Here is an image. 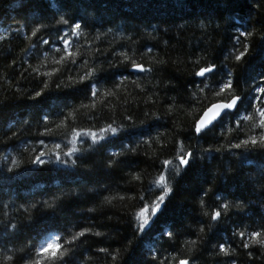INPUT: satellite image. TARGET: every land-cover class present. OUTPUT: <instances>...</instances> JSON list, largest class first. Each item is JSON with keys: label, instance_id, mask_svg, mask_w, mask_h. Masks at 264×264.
I'll return each instance as SVG.
<instances>
[{"label": "trees", "instance_id": "trees-1", "mask_svg": "<svg viewBox=\"0 0 264 264\" xmlns=\"http://www.w3.org/2000/svg\"><path fill=\"white\" fill-rule=\"evenodd\" d=\"M62 19L69 23L61 25ZM73 19L82 25L79 37L70 32ZM245 28L252 34L238 41ZM65 32L74 64L56 63ZM244 43L248 51L237 62L234 54ZM122 52L153 71L131 72ZM208 65L216 71L201 83L194 72ZM92 69L91 79L76 83ZM229 78L231 94L246 98L248 110L240 116L253 120L237 117L239 129L227 120L204 138L194 135L202 110L231 98L227 90L214 95ZM93 81L95 98L86 90ZM261 86L264 0H0V264L36 258L45 242L68 249L55 264H111L98 249L126 246L116 264H264V247L238 235L256 230L262 233L257 239L264 238V148L231 147L254 134L258 117L248 104L264 99ZM37 91L43 95L32 99ZM109 125L118 135L104 134L107 139L96 144L90 136L78 138L76 168L30 163L36 152L47 151L41 142L67 150L74 130L99 133ZM182 151L195 157L188 169L175 159ZM164 160L172 163L164 167ZM162 172L173 193L163 215L145 214L155 222L141 233L136 213L160 193L154 181ZM54 196L60 197L55 209L31 208ZM223 203L230 205L227 215L212 221ZM83 227L103 235L65 243ZM221 245L228 255L219 252Z\"/></svg>", "mask_w": 264, "mask_h": 264}, {"label": "snow or ice", "instance_id": "snow-or-ice-1", "mask_svg": "<svg viewBox=\"0 0 264 264\" xmlns=\"http://www.w3.org/2000/svg\"><path fill=\"white\" fill-rule=\"evenodd\" d=\"M46 2H51V0H46ZM224 3H227V0H223ZM58 3L61 5L67 3V0H58ZM61 25L68 24V19H62L59 21ZM84 27H87L86 23ZM40 31L39 29H35L32 31V36L35 37L37 35V32ZM70 32L75 35L76 37H79L82 35V25L81 23H77L75 19L72 20V23L70 25ZM252 33L245 28V30L240 31L238 34V41L239 37L247 38V36L251 35ZM69 33L65 32L62 36H59V40L63 44V55H61L60 59L56 61L57 64H60L65 59H69V62L75 63V59H72L74 57V52L71 50L73 42L68 39ZM98 39V37H97ZM44 44H49V40H43ZM57 52H60L61 49L58 47L56 48ZM151 51V49H149ZM248 51V44H243V51L237 50L234 54V59L237 62H240L243 57L246 55ZM121 56H123V60L129 65L131 72L136 73H151L153 71L152 68L144 67L142 63H137L135 60H131L126 53H120ZM55 71V70H54ZM216 71L215 67L212 65L200 67L199 70L194 72L195 77L201 78V83L203 82V78H205L208 74H212ZM54 73L45 72L43 73L44 76H50ZM95 74V69H92L91 71H87L83 76H80L76 83H84L86 80L91 79ZM230 77V74H229ZM95 81L87 85V91L90 92V95L95 98L98 94V88H96ZM122 83V81H121ZM47 87V84H45V88ZM207 87V85H205ZM226 90L229 94L233 93L232 88V82L229 78L228 80H225L219 85L218 91L214 93L216 96H221V94L226 93ZM257 91L261 94H264V86H261L257 89ZM43 95L42 91L35 92V95L32 96V99H37ZM244 99L239 95L231 94V98L227 100H218L215 103L210 104V106H206L202 113L194 120L192 124V130L194 132V135L199 136L201 138H204L209 133L214 132L218 127H221L225 121L227 120H234L236 121V128H240L239 120H237V117H240V120L243 121H249L253 120V117L250 115H243L240 116V110L244 109L247 111L248 109L245 108L244 105ZM256 103H252L251 101L248 104V108H254L255 109V116L258 117V119L254 120L251 126V130L253 131V135H246L244 139L239 140L238 143L231 145L232 148L240 149L242 146L245 148L248 145H252L253 147L259 146L260 148H264V99L257 96L254 98ZM262 105V106H257ZM45 125L47 124V118L44 120ZM63 123V122H61ZM258 130V131H257ZM48 130L46 129V132ZM104 134H109L111 136L118 135V129L116 127H112L109 125L107 128H102L99 133L97 132H88L85 131L83 133L76 132L74 130L73 133V139L69 141L68 143L72 144V147L67 150H62L61 144L55 143L52 148H48L47 145L43 144L41 142V145L43 148L47 149V151H38L36 154L30 158V163L35 165L37 168H42L46 163L51 164L55 162L56 164L63 165L64 167L68 168H76L77 165V159L73 158L77 153L78 149L76 147V141L79 137H91L92 142L94 144L99 143L100 141H104L107 139V136ZM182 147V145H181ZM35 151V150H34ZM204 151L211 152L212 149H205ZM215 151H220V148L215 149ZM113 155H116L113 153ZM47 157V160L45 159ZM175 159L179 162V166L183 169H188L191 167L192 162L194 161L195 157L193 156V153L191 151H182V154L175 157ZM18 162L13 160L12 164L16 165ZM172 161L170 160H164L163 166L167 167L170 165ZM111 167V163L108 165ZM179 168L177 169V173H179ZM138 177L133 176V179H137ZM154 183L158 186V188L161 190L160 193L156 195L155 200L149 201L147 204H142L140 207V210L136 213V219L140 221V226L138 228V231L141 233L145 232V227L148 226V231L151 230V225L154 224L155 220H149L148 216L153 218H158L159 216L163 215V212L166 210L167 203L169 202V197L173 193V188L170 186L165 174L162 172L158 178L154 181ZM77 196L79 194H76ZM60 199L59 196H54L52 200H43L41 201L40 205L33 204L31 205V208H37V207H43V208H49V209H55L56 208V202ZM106 202H110V198H105ZM141 200H144V197H140ZM230 205L229 203H223L222 205L218 206L217 210H214L211 213V220L212 221H220L222 219V213L224 215H227V212L229 211ZM24 211L26 213H29V216L31 215L30 209L25 208ZM89 211H93V209H89ZM148 214L146 216L145 214ZM205 216H208L209 213L205 212ZM11 227L13 229H16V225L12 224ZM201 232H203V228L200 229ZM94 235V236H102L103 234L101 232H93L90 228L83 227L77 232H73L70 237L65 241L68 245H74L76 241L81 237H86L87 235ZM248 235L250 241L259 244L261 247H264V238L257 239L258 237H262V233L260 231L253 230L250 233L241 232L238 235L240 236L241 240L244 239L245 235ZM168 235L171 237L172 233L171 231L168 232ZM83 241H81L82 243ZM190 243L195 244L196 241H190ZM131 245V241H129V246ZM243 247L248 248L249 244L245 243L243 244ZM100 252L107 253L111 256V264H116L118 260L121 259L122 254L124 252L129 251V247H125L124 249H114L109 250L108 248H100L98 249ZM68 252V249L64 248L63 244L61 243H50L45 242L41 245V247L36 250V258H32L31 256L28 259L21 258L23 264H42V260L40 259L43 257L44 259H47L51 261V264H55L57 260H64V257L66 253ZM219 252L224 253L225 255L229 254V251L227 248H225L223 245L219 247ZM13 259L12 256H6L5 260L11 261ZM155 260V258H153ZM65 264H70L69 261H65ZM162 264V262H160ZM178 264H189V261L187 259H180Z\"/></svg>", "mask_w": 264, "mask_h": 264}, {"label": "water", "instance_id": "water-1", "mask_svg": "<svg viewBox=\"0 0 264 264\" xmlns=\"http://www.w3.org/2000/svg\"><path fill=\"white\" fill-rule=\"evenodd\" d=\"M134 73H136V72H134ZM209 75V74H208Z\"/></svg>", "mask_w": 264, "mask_h": 264}]
</instances>
